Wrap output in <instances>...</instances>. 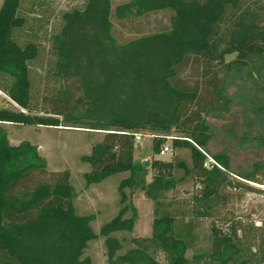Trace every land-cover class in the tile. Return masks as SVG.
<instances>
[{
    "label": "trees",
    "instance_id": "obj_1",
    "mask_svg": "<svg viewBox=\"0 0 264 264\" xmlns=\"http://www.w3.org/2000/svg\"><path fill=\"white\" fill-rule=\"evenodd\" d=\"M22 1L0 4V90L19 106L0 108V264H93L86 250L96 236L94 216L75 211L69 171H48L38 147L28 140L11 144L4 124L102 131L81 156L90 166L86 184L129 173L119 185L121 208L100 228L108 264L264 263V219L256 224L236 218L228 208L232 189L257 190L228 174L264 184V0H121L114 8L112 0H84L63 10L50 33L41 90L35 62L42 48L23 36L28 16ZM161 11L168 16L158 31L115 36L112 17L130 22ZM193 64L198 77L189 80L183 74ZM249 64L255 91L230 97L220 69L232 72ZM233 106L260 130L240 135L238 148L258 153L244 173L232 171L231 154L209 150L213 133L205 114H231ZM235 122L227 130L236 137ZM137 133L152 136L153 154L170 137L172 148L190 150L191 165L177 157L136 160ZM208 156L213 163L207 165ZM187 176L195 185L189 220L164 212L154 218L150 235L132 237V247L121 252V241L111 234L131 231L137 215L124 188L155 200ZM198 219H209L210 225L207 246L197 249Z\"/></svg>",
    "mask_w": 264,
    "mask_h": 264
},
{
    "label": "rangeland",
    "instance_id": "obj_2",
    "mask_svg": "<svg viewBox=\"0 0 264 264\" xmlns=\"http://www.w3.org/2000/svg\"><path fill=\"white\" fill-rule=\"evenodd\" d=\"M84 0H23L22 10L28 16V25L23 36L34 38L42 48L39 59L35 62L37 75L35 85L39 90L43 89L47 83L45 70L50 62V52L48 49V39L54 26L57 24L60 13L75 5H81ZM121 0H112L113 8ZM2 0H0L1 4ZM168 14L161 11L146 17L135 18L132 21H119L112 17L114 24V34L118 40L133 37L137 30L142 29L144 32L158 31L167 18ZM234 54L227 55L225 61H231ZM253 65L247 67L234 68L228 72L226 68L220 69L219 75L224 77L228 84V95L234 97L248 91H255V82L250 74L253 71ZM199 66L188 65L184 74L189 80L196 79ZM43 92V91H42ZM38 102V101H37ZM19 108V106L2 90H0V108ZM241 107L233 106L232 113L214 114L206 113L205 118L213 133V139L209 144V150L212 153L225 152L232 155L231 169L236 173L250 171L252 163L258 159V153L253 149L241 150L238 148L240 135L250 132V136L258 135L260 132L256 127L247 124L244 120ZM245 115L252 117V112L247 111ZM235 116L238 122H235ZM236 123L237 136L234 131L227 130L231 123ZM8 140L11 144H18L23 140H28L38 147L39 153L46 160L48 171L68 170L70 173V183L76 191L73 199V205L77 214H92L94 218L90 224L95 237L89 242L86 253L92 258L93 264H108L106 258V248L104 246V235L100 233L101 226L111 220L122 206L119 185L122 179L126 178L128 172L114 173L106 176L102 180L86 184L84 173L88 172L90 166L81 160V156L90 152L91 146L100 140L103 136L102 131L89 130L73 126H39V125H20L4 124ZM175 133L172 132L171 135ZM168 147L165 154L152 153V136L146 134L141 136V140L135 143L134 158L138 161H147L152 157L161 159H172L177 157L188 165H191V154L189 149H174L171 146L170 137L162 145ZM161 149V148H160ZM213 163L208 156L206 164ZM223 171V169H222ZM225 172V171H223ZM183 170L176 171L175 176L178 178L182 175ZM231 177H237L247 185H252L257 190L245 191L243 189L233 190L234 198L228 205L230 213L236 218L244 220H253L260 224L264 219V184L250 182L235 174H228ZM152 179L151 172L146 177V182ZM195 185L193 179L189 176L183 181L177 183L174 189L164 192V197L153 199L145 194L144 191L136 190L132 194L130 188L125 187L127 195L126 202L132 203L137 215L131 231H119L111 235L116 236L122 243L121 252L132 247L131 238L137 236H148L151 234L153 220L156 216L171 211L182 216L187 222L189 216V198L194 191ZM130 215V210L126 216ZM195 248H205L208 244L209 237V219L194 220ZM223 228L225 226H222ZM192 250H189L190 255ZM164 263L163 255L159 256ZM264 264V263H262Z\"/></svg>",
    "mask_w": 264,
    "mask_h": 264
},
{
    "label": "built area",
    "instance_id": "obj_3",
    "mask_svg": "<svg viewBox=\"0 0 264 264\" xmlns=\"http://www.w3.org/2000/svg\"><path fill=\"white\" fill-rule=\"evenodd\" d=\"M141 134L140 133H137L136 135H135V138H136V141L137 142H139L140 140H141ZM168 151V147L167 146H163V147H161V149H160V154H165L166 152Z\"/></svg>",
    "mask_w": 264,
    "mask_h": 264
}]
</instances>
